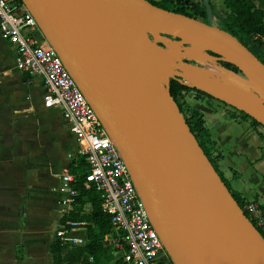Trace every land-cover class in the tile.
Masks as SVG:
<instances>
[{"label":"water","instance_id":"obj_1","mask_svg":"<svg viewBox=\"0 0 264 264\" xmlns=\"http://www.w3.org/2000/svg\"><path fill=\"white\" fill-rule=\"evenodd\" d=\"M22 1L116 144L173 263L264 264V239L143 57L148 34H185L225 55L264 96V64L215 23L210 1L206 22L148 0Z\"/></svg>","mask_w":264,"mask_h":264},{"label":"built area","instance_id":"obj_2","mask_svg":"<svg viewBox=\"0 0 264 264\" xmlns=\"http://www.w3.org/2000/svg\"><path fill=\"white\" fill-rule=\"evenodd\" d=\"M0 37L14 47L17 70L40 80L43 105L59 108L74 135L88 166V179L99 192L101 210L121 231L117 238L105 240L115 249L119 264H174L149 220L116 144L22 0H0ZM60 177L63 183L58 203L60 214H64L72 208L77 192L69 185L73 175L66 172ZM84 210L88 211L87 204ZM241 210L264 239V205L255 198L245 199ZM78 227L85 230V222L68 219L57 234L64 238Z\"/></svg>","mask_w":264,"mask_h":264},{"label":"rangeland","instance_id":"obj_3","mask_svg":"<svg viewBox=\"0 0 264 264\" xmlns=\"http://www.w3.org/2000/svg\"><path fill=\"white\" fill-rule=\"evenodd\" d=\"M197 3L202 4V0H199V2ZM214 21L219 25L221 20H219V17L214 16ZM148 38L150 40L148 52H151L150 54L152 55H165V63L163 67L166 73L158 79L165 86L168 85L169 79L171 77L176 76L179 73H184V70L188 65L204 69V53L208 54L210 56V60H212L218 66H220L217 63L218 60L228 61V58L223 54L212 56L208 52L213 50L207 47H202L203 45L201 41L189 37L185 34L175 35L170 31L158 32L155 34H148ZM252 39L253 41L248 43L250 46H252L251 48H253V50L258 53L262 47L263 42H260L261 40L256 37H253ZM1 41L3 40L0 38V67L4 68L6 71V76L3 77V80L1 81V87L7 94L8 98L10 97L13 101L15 110L12 117L14 121L16 120L18 129L15 133L20 134V138L12 139V132L10 130V112L8 107L6 106L7 104L5 105L3 98H1L0 96V147L4 148L3 154L6 153V155H10L13 158L11 150H13L14 144H17L18 149L15 148L13 150L14 155H23L24 153H27L31 157V159L37 160L40 157L42 158V154L43 152H45V150H53L54 147L50 146V143L48 141V137L50 136L49 134H47L50 132L51 124L53 125V116L50 113H52L54 108L42 107L39 112L34 108L35 110L33 112V110L27 106V104L25 103V98L22 95L24 91L22 86H25V83L22 81L20 75L18 74V70L15 67L14 50L10 44L9 46L8 44L6 45ZM198 46H200V52L193 56L190 55L191 50H194V47L196 48ZM171 47H176L177 51H170ZM148 55V53L145 56L143 55L145 60H147ZM170 55H172V57ZM144 59L142 60V62L144 61ZM147 62L151 67V60H148ZM178 64H184L185 68H181V66ZM228 71L236 75L231 79L241 80L243 78H248V76L242 70H240L239 72H232L230 70ZM225 77L228 76L224 75V78ZM217 78H220L222 83H224L223 77L218 76ZM217 78L215 80L216 82ZM183 81L187 84L194 85L188 79H183ZM27 89L28 87L26 88V90ZM252 92L260 99L264 100V96L260 93V91ZM29 93L31 97L30 99L34 100L38 106V103H40V101L42 100L43 95L38 84H33L31 88H29ZM42 127L45 128V130H42L41 135L37 137V128L42 129ZM64 130V126L59 123L56 125V129L55 131H53V133L55 135L56 132ZM63 138L64 142L67 145V150H71L72 147L76 144L75 141H73L74 139L72 138V135L70 133H65ZM76 149L73 153L74 155L77 152ZM8 158L4 159V164L9 163L8 166H10L11 168L7 169L3 167L4 169L2 168V173H0V209L3 204L6 205L9 209H6L4 207L3 214L0 216V224H3L5 229H11L12 227H14L12 228L14 234L13 247L15 253H17V256L14 260H18L19 257L24 255H30V257L32 256V261H30V264H51V255L47 250V245L53 239L54 233L57 230L61 229L62 225L59 222V217L61 214L59 211L60 205L58 203V197H56V194L54 195V189L52 188V186L48 187V184L52 183L53 181H57L59 178H55L53 175H51V173H49V171L45 173L44 170L41 169H39V171L34 170L33 174L31 175V180L36 186H40V188L36 191L37 194H33L35 200L30 202V204L32 206H35L38 202H41L40 205L48 207L53 205V207H50V209L45 208V215H42L39 212H29V214H25L26 207H21L22 214L20 215V217L18 215V206H22L23 202L19 201L17 196L19 186L22 182L21 178L24 177V170L22 165L23 158L20 157L12 164L10 162L14 160H10ZM63 174L64 172L61 173V175ZM225 180L228 183V180L226 178ZM45 186L48 187V189H45ZM52 195H54V204L45 205V202L48 200V198L52 197ZM15 209L16 211H14ZM25 225L27 226V228ZM81 231H84V229L78 227L70 231L69 233L64 234V238L67 239L70 244H82L84 242V238ZM4 233L6 232L0 231V236H2V234ZM4 238L5 239L0 240V243H3V245H7L8 241H12L13 237L12 235H9ZM21 240L25 241L24 244L19 243V241ZM11 250L12 248L9 250V253H11Z\"/></svg>","mask_w":264,"mask_h":264},{"label":"trees","instance_id":"obj_4","mask_svg":"<svg viewBox=\"0 0 264 264\" xmlns=\"http://www.w3.org/2000/svg\"><path fill=\"white\" fill-rule=\"evenodd\" d=\"M148 1L157 7L206 22L207 16L203 4L198 3L195 6L190 1L186 3L184 0ZM224 5L227 12L221 19L220 24L217 25L246 45L264 64V0H224ZM210 7L213 13L211 4ZM253 37L259 38L260 42H263L258 53L248 43L253 41ZM208 53L212 56H218V53H214L213 51H209ZM217 63L232 72L240 71L230 61L218 60ZM26 79L27 77H24V81ZM167 89L179 113L182 114L186 125L208 160L217 171L238 206L243 209L245 199L231 189L222 172L218 169L221 153L213 147L210 131L205 126L204 115L196 108L190 106L186 99L192 97L194 99L205 100L209 105L214 100L222 102L231 108L230 115L232 117L238 115L240 118L248 120L263 142L264 124L244 110L216 98L207 91L184 83L178 75L169 79ZM67 171L74 177L69 185L77 194L74 197L72 208L60 217L59 222L61 225L68 219L75 222H85V239L82 244H70L66 239L57 234V230L53 235V239L47 245V250L51 255V264H119V260H116L114 256L115 249L111 245H107L105 240L117 238L121 231L111 224L109 215L101 210V198L94 183L88 179L89 171L84 156L77 153L67 164ZM86 204L88 205V211L84 210ZM65 227L70 228L69 226Z\"/></svg>","mask_w":264,"mask_h":264},{"label":"crops","instance_id":"obj_5","mask_svg":"<svg viewBox=\"0 0 264 264\" xmlns=\"http://www.w3.org/2000/svg\"><path fill=\"white\" fill-rule=\"evenodd\" d=\"M189 1L193 4L199 2V0H189ZM209 1L213 7V16H217L219 17V20H221L227 12V9L224 5V0H209ZM1 42H3L6 45L7 44L11 45V43L5 40ZM12 48L14 50L13 46ZM223 69H224L223 71L224 75L230 78H234V76H236L235 74L229 72L227 69L225 68ZM18 74L20 75L22 81L25 83V86H22L24 89L22 95L25 98V103L29 108L33 110V112L35 109L36 111L39 112L42 107H45L43 105V96H42V100L40 101V103H38L39 105L37 106V103L34 100L30 99L31 97L29 95L30 94L29 88H31L33 84H38V86L41 88L42 91L40 80L37 78H32V79L28 78L24 73H21L20 71H18ZM5 76H6L5 69L0 67V96L1 98H3L5 105L7 104L6 106L8 107L10 112L9 113L10 130L12 132V139H19L20 134L15 133L18 130L17 123L16 120L14 121L12 117L15 110L13 101L11 100L10 97L8 98L7 94L3 91L1 87V81ZM24 77H27L26 81H24ZM217 82L222 83L220 78H217ZM225 84L227 85L229 84L228 86L234 85L233 82L230 80H227ZM27 87L28 89L26 90ZM210 92L216 98L236 106L232 102L225 99V97L221 95H216L212 91ZM186 100L190 106L196 108L204 115L205 126L210 131L211 140L213 141V147L214 149H216L221 153V158L218 161V169L228 180L231 189L239 193L246 200L255 198L264 205V142L251 127L249 121L240 118V116L238 115H236V117H232L230 115L231 108L220 101L214 100L212 104L209 105L205 100L194 99L192 97H188ZM237 108L240 109L239 107ZM50 114L53 116V125L51 124L50 132L47 134H49L50 136L48 137V141L50 143V146H54L53 147L54 151L52 149L45 150V152H43L42 154V158L40 157L37 160L36 159L33 160L27 153H24L23 155H14L13 150L15 148L18 149L17 144H14V148L13 150H11V154L13 155V158L10 155H6V153L3 154L4 148L0 147V173H2L3 167L7 169L11 168L10 166H8L9 163L4 164V159L8 158V156H9L8 159L14 160L10 162L11 164L17 161L20 157L23 158L22 165L24 170V177L21 178L22 182L21 185L19 186L18 196H17L18 200L23 202L22 206H18L19 216L22 214L21 207H26L25 214H29V212L32 213L39 212L42 215H45L46 213L45 208L50 209V207L51 208L53 207L52 204H54V200H53L54 195L56 194V197H58V199L60 198L59 193L63 183L60 177L61 173L68 172L67 164L75 157L77 153H79L78 143L74 135L68 130L66 123L61 116L60 109L54 108V110ZM59 123L62 124V126H64L65 130L56 132L54 135L53 131H55L56 125ZM42 130H45V128L43 127L42 129L37 128V137L41 135ZM65 133H70L72 135V138L74 139L73 141H75L76 143L71 150H67V145L64 142L63 137ZM75 149L77 150V152L74 155L73 153ZM39 169L44 170L45 173L49 171V173H51V175H53L55 178H59L57 181H53L52 183L48 184V187L52 186V188L54 189L53 191L54 195L48 198V200L45 202V205H52L50 207L40 205L41 202H38L35 206H32L30 204V202L35 200L33 194H37L36 191L39 190L40 188V186H36L33 183V181L31 180V175L33 174L34 170L39 171ZM0 187H1V182H0ZM48 187H46L45 189H48ZM64 195L65 194H61V196ZM51 199L53 202L51 201ZM4 207L6 209H9L6 205L3 204L0 209V216L3 214ZM14 211H16V209ZM62 215L63 214H61L60 217ZM12 228L5 229L3 224H0V231L6 232L2 234V236H0V240L5 239L4 237L9 235H12L13 237L12 241H8L7 245H3V243L2 244L0 243V264H16L17 261H21V264H30V261H32L31 259L32 256L30 257V255L27 256L24 255L19 257L18 260H14L17 256V253H15L13 247L14 234ZM84 231H81V233L83 235V238L85 239ZM24 242L25 241L23 240L19 241L20 244H24ZM11 248H12L11 253H9V250ZM23 258L26 260H24Z\"/></svg>","mask_w":264,"mask_h":264},{"label":"bare ground","instance_id":"obj_6","mask_svg":"<svg viewBox=\"0 0 264 264\" xmlns=\"http://www.w3.org/2000/svg\"><path fill=\"white\" fill-rule=\"evenodd\" d=\"M200 46L194 47L191 50L190 55H196L200 52ZM170 51L176 52V47H171ZM148 52L147 60L145 64L156 79L162 77L166 72L164 71L165 55L161 56L152 55ZM203 53V52H202ZM172 57V55H170ZM204 69L197 68L192 65H188L184 70V73L191 78V83L200 87H208L216 95L225 97L228 101L235 104L240 109L245 110L250 115L254 116L258 121L264 124V100L260 99L252 91L258 92L259 90L253 84L250 79L235 80L228 77L224 78L223 68L216 65L210 56L204 53ZM148 60H151V67L148 64ZM218 76L224 78L223 84H218L215 80ZM227 80L233 82L234 86H228L225 84Z\"/></svg>","mask_w":264,"mask_h":264}]
</instances>
